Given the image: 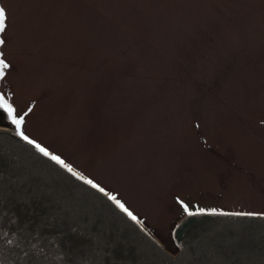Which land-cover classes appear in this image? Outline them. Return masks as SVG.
<instances>
[{
  "label": "rangeland",
  "instance_id": "374dc122",
  "mask_svg": "<svg viewBox=\"0 0 264 264\" xmlns=\"http://www.w3.org/2000/svg\"><path fill=\"white\" fill-rule=\"evenodd\" d=\"M0 6L11 65L0 94L19 114L32 108L25 134L168 252L183 205L264 213V0Z\"/></svg>",
  "mask_w": 264,
  "mask_h": 264
},
{
  "label": "water",
  "instance_id": "95a60500",
  "mask_svg": "<svg viewBox=\"0 0 264 264\" xmlns=\"http://www.w3.org/2000/svg\"><path fill=\"white\" fill-rule=\"evenodd\" d=\"M241 213L185 215L172 254L105 193L0 127V264H264V213Z\"/></svg>",
  "mask_w": 264,
  "mask_h": 264
},
{
  "label": "snow or ice",
  "instance_id": "6c2138e0",
  "mask_svg": "<svg viewBox=\"0 0 264 264\" xmlns=\"http://www.w3.org/2000/svg\"><path fill=\"white\" fill-rule=\"evenodd\" d=\"M6 22H7V13L6 9L0 6V33L6 31ZM6 41L0 38V45H4ZM11 65L6 61L4 57V53L0 52V79L5 77L6 70L10 69ZM0 110H3L4 113L7 114V119L11 122L12 125L15 126L16 134L19 135L24 141L34 146L36 150L42 153L44 156L49 157L51 160L55 161L57 164L63 166L67 169L68 172L72 173L74 176H78L80 179L84 180L87 184L91 185L93 188L97 189L101 193H105L108 198L115 203V205L124 212L128 217H130L133 221H138L136 215L133 214L132 211L115 195L111 193H107L106 190L101 187L98 183L93 181L92 179H88L82 176L80 173L76 172V170L70 165L67 164L59 155H56L49 151L48 148L44 147L36 140L31 139L29 136L25 134L23 131V125L25 123L26 116L32 111V108L29 107L27 112L23 114H19L16 108L9 102V99L5 97V95L0 94ZM184 210L188 211V206L183 205ZM200 212L205 211L204 209H199ZM211 211L215 212V209ZM191 215L192 213L189 212ZM241 215H256V213H241Z\"/></svg>",
  "mask_w": 264,
  "mask_h": 264
},
{
  "label": "trees",
  "instance_id": "16d2710c",
  "mask_svg": "<svg viewBox=\"0 0 264 264\" xmlns=\"http://www.w3.org/2000/svg\"><path fill=\"white\" fill-rule=\"evenodd\" d=\"M0 125H4V126H10V121L7 119V114L3 112V110H0ZM185 213H183L184 215ZM173 246H175L174 242H173Z\"/></svg>",
  "mask_w": 264,
  "mask_h": 264
},
{
  "label": "bare ground",
  "instance_id": "6f19581e",
  "mask_svg": "<svg viewBox=\"0 0 264 264\" xmlns=\"http://www.w3.org/2000/svg\"><path fill=\"white\" fill-rule=\"evenodd\" d=\"M5 129L10 130V131L12 130V128L10 126H5Z\"/></svg>",
  "mask_w": 264,
  "mask_h": 264
}]
</instances>
